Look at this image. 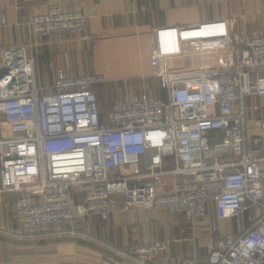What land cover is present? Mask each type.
Returning <instances> with one entry per match:
<instances>
[{
	"label": "built area",
	"instance_id": "obj_1",
	"mask_svg": "<svg viewBox=\"0 0 264 264\" xmlns=\"http://www.w3.org/2000/svg\"><path fill=\"white\" fill-rule=\"evenodd\" d=\"M85 26L81 12L60 8L26 24L34 43L78 36ZM199 57L217 65H200ZM148 60L159 97H130L102 113L96 88L106 75L68 77L57 70L43 93L26 48L3 49L0 116L16 137L0 144V202L4 193L18 194L15 220L30 240L81 236L74 187L84 189L80 217L103 221L115 195L124 208L187 220L203 219L212 205L220 220L246 216L247 227L212 239L210 264H264V134L252 139L255 148L247 146L245 106L247 98L264 97V35L240 49L222 23L162 28L153 33ZM111 251L133 264H152L167 243Z\"/></svg>",
	"mask_w": 264,
	"mask_h": 264
},
{
	"label": "crops",
	"instance_id": "obj_2",
	"mask_svg": "<svg viewBox=\"0 0 264 264\" xmlns=\"http://www.w3.org/2000/svg\"><path fill=\"white\" fill-rule=\"evenodd\" d=\"M51 8L81 12L86 17L84 33L34 43L26 24ZM220 23L236 35L238 47L244 48L246 39L264 35V0H0V53L25 47L34 60L36 82L43 93L50 91L56 71L62 70L68 77L104 74L106 83H136L130 94L137 98L142 87L150 88L139 83L157 82L148 60L154 31ZM197 62L217 65L212 57H199ZM96 92L103 113L111 93L105 88ZM121 99L119 92L116 100ZM245 106L247 146L252 149V139L264 134V97L247 98ZM15 137L0 116V144ZM167 185L170 190V180ZM83 191L81 187L72 189V211L79 217L75 230L81 236L35 240L21 237L15 220L18 194L4 193L0 202V264H133L111 250L125 251L131 245L152 241L167 243L164 257L152 264H181L190 258L210 264L207 244L247 227L246 216L220 220L212 205L203 219L187 220L164 210L124 208L120 195L111 198L105 221L96 216L80 217Z\"/></svg>",
	"mask_w": 264,
	"mask_h": 264
},
{
	"label": "rangeland",
	"instance_id": "obj_3",
	"mask_svg": "<svg viewBox=\"0 0 264 264\" xmlns=\"http://www.w3.org/2000/svg\"><path fill=\"white\" fill-rule=\"evenodd\" d=\"M154 79L157 80L156 83H139L140 86L150 87L149 89H146L143 87L141 90L139 89L141 91V94H146L148 96L151 95V97H159V94H160L159 83H158V78L156 77V75H154ZM125 84L126 83H105L104 85H101L96 88V90H102V88H105L108 91V93L109 92L111 93V95H109L110 102H108V105L106 106L107 108H109L113 102L122 101V100H125L131 97L130 87L131 85L134 86L136 83H127V86ZM119 92L124 97V99L116 100L117 94H119ZM103 118H105V114H103Z\"/></svg>",
	"mask_w": 264,
	"mask_h": 264
},
{
	"label": "trees",
	"instance_id": "obj_4",
	"mask_svg": "<svg viewBox=\"0 0 264 264\" xmlns=\"http://www.w3.org/2000/svg\"><path fill=\"white\" fill-rule=\"evenodd\" d=\"M96 91H98V90H96ZM96 94H97V92H96ZM97 97H98V94H97ZM98 103H99V101H98Z\"/></svg>",
	"mask_w": 264,
	"mask_h": 264
},
{
	"label": "water",
	"instance_id": "obj_5",
	"mask_svg": "<svg viewBox=\"0 0 264 264\" xmlns=\"http://www.w3.org/2000/svg\"><path fill=\"white\" fill-rule=\"evenodd\" d=\"M1 74V73H0Z\"/></svg>",
	"mask_w": 264,
	"mask_h": 264
}]
</instances>
